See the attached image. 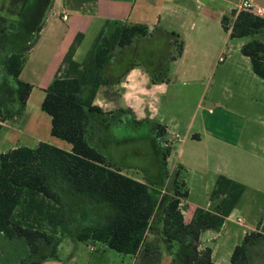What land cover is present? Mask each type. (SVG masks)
I'll return each instance as SVG.
<instances>
[{
    "label": "trees",
    "instance_id": "1",
    "mask_svg": "<svg viewBox=\"0 0 264 264\" xmlns=\"http://www.w3.org/2000/svg\"><path fill=\"white\" fill-rule=\"evenodd\" d=\"M220 22L224 31L230 30L229 38L251 37L240 52L249 58L252 72L264 79V41L254 38L264 36V17L247 10L231 11L223 14ZM149 34L142 23L106 21L81 63L73 60L82 39L81 33L76 34L44 89L40 105L50 117L51 136L67 142L70 151L40 142L33 148L21 145L0 153V257L5 256V241L22 238L30 251L19 264H39L54 254L70 219L77 223L91 215L79 229L67 234L116 253L135 255V264H157L161 249H168L173 242L182 259L175 258L170 264H215L211 249H197L196 241L201 232L220 229L245 186L218 175L209 195L213 209L196 208L185 222L182 200L187 197V189L180 178V167L172 180L173 196L158 208L157 193L146 183L124 175L105 155L100 142L114 117L93 103L98 89L113 80L105 69L115 51ZM181 51L182 42L175 56ZM22 64V53L14 50L3 65L15 83L14 93L21 107L31 90L30 84L17 79ZM8 116L0 105V122ZM156 127L160 138L164 128ZM169 152V147H162L163 161ZM147 233H155L163 244L147 240ZM258 243L257 237L245 234L232 249L230 263L251 264L250 249ZM42 251L45 253L38 259L32 256Z\"/></svg>",
    "mask_w": 264,
    "mask_h": 264
},
{
    "label": "rangeland",
    "instance_id": "2",
    "mask_svg": "<svg viewBox=\"0 0 264 264\" xmlns=\"http://www.w3.org/2000/svg\"><path fill=\"white\" fill-rule=\"evenodd\" d=\"M183 1L189 4V15L177 20L162 17L157 36L149 40L135 39L139 45V55L135 56L126 51L124 60H135L141 65L136 66L138 68L134 74L124 79L131 87H135L137 94L131 96L127 89H122L120 102L126 106L130 105L136 116L142 120L134 123L130 118L121 116L122 122L117 126H109L100 142L103 144L105 155L121 169L122 173L139 178L142 175H158L154 173L159 172L160 163L167 172L178 165H175L174 152L164 163L162 147L151 133V123L146 121L166 122L169 118L168 113L172 114L178 123L175 130L181 136L190 124L191 133L196 134L198 139H195L192 147L187 150L191 161L184 167L186 171H183L182 167L179 170L180 178L184 176L189 186L185 217L190 219L196 208L213 209L209 195L218 175L227 176L243 184L245 190L230 213L231 217L226 216L224 219L225 228L214 241L207 244L216 249V258L220 264H231L229 259L232 249L242 242L244 232L249 233L259 240L256 247L250 249V262L264 264V228L260 225L261 222L264 225V79L252 72L248 60L243 63L238 57L229 58L226 50L219 52L222 45L227 44L232 51L237 44H243L251 37L227 38L224 44L225 33L220 28L218 17L210 18L201 9L205 5L208 6L209 0H199L200 4H197L196 0ZM255 3L264 9V0H255ZM230 11L238 12L237 6ZM164 28L179 33V36H170L174 39L173 44H167L168 38ZM183 34L186 35L188 42L191 39L190 43L209 46L206 66L198 69L194 78L188 76L179 78L174 72L177 66L171 63L166 76L169 83L159 88L161 91L164 90V95L157 93L145 78L144 67L151 70L149 64L151 58L153 62L168 63L166 56L170 52L175 53L180 39H184ZM1 35L0 33V105L10 116L5 119L7 128H0V151H7L11 146L9 142L1 141L2 133L10 128L24 131L41 141L50 142L49 144L51 141L58 142L63 148L69 149L70 145L67 142L51 136L50 117L40 107L45 95L40 84L45 81L49 84L54 78V74L51 75L49 72V67L45 66V61L38 59L46 53L45 48L40 47L28 56V50L35 43L36 36L26 34L21 38L22 43L17 46L19 49L16 51L23 55L21 70L26 61L24 70L21 75L19 73L17 79L22 82L31 80L33 84L27 104L21 107L14 93L15 83L3 67L7 54L14 51V48ZM254 38L264 41L262 34L255 35ZM48 45L50 46V43ZM129 51H132V48ZM218 56L224 61L218 62ZM100 96L102 92L99 93L98 97ZM13 116L15 118H12ZM214 138L221 142L216 141L214 144ZM25 142L29 143V139L26 138ZM182 207L184 208V204ZM238 216L242 218V224L235 222ZM91 217L85 215L82 217L83 221L77 223L69 218L67 229L62 231L63 240L58 250V258L63 264H70V256L74 254L86 258L88 264H120V261L115 263L111 257L101 258L102 250L89 252L88 246L91 244L89 241H80L67 234L69 230L74 232L79 229V224L84 223V220L89 221ZM202 239L205 240V237ZM3 250L5 256L1 257L2 262L12 259L14 264H18L20 259L29 254L30 246H27L22 238L13 239L3 243ZM106 252L117 255L112 250ZM44 253L45 251H42L41 254L38 252L32 256L38 259ZM9 254L12 255L11 258H8ZM124 257V263H127L129 256ZM161 264H165V260Z\"/></svg>",
    "mask_w": 264,
    "mask_h": 264
},
{
    "label": "crops",
    "instance_id": "3",
    "mask_svg": "<svg viewBox=\"0 0 264 264\" xmlns=\"http://www.w3.org/2000/svg\"><path fill=\"white\" fill-rule=\"evenodd\" d=\"M242 1L244 0H239L238 2H234V0H211V1L209 0V2H207L208 6L205 5L201 9L202 11L206 12L207 16H210V18H215L217 16L219 19L220 28L222 29L220 22L222 15L230 13L231 12L230 10L234 9L235 6L238 7V5ZM249 1H251L253 5L258 6V4L255 3V0H249ZM196 3L200 4L199 0H196ZM188 5L189 4L187 3V1H183V0H52L50 7L45 15V18L37 31L36 38L34 39L35 43L28 50V56H30V53L33 52L34 50L40 47H44L46 53L43 56L38 57V59H40V61L44 60L46 63L45 66L49 67L50 74L51 75L54 74L55 76L56 69L61 64L64 54L66 53L70 44L73 42L77 33L82 34V39L75 49V52L73 54V60L77 63H81L89 50V45L95 39L99 31L103 28L106 21L145 24L148 27L150 34L144 39L149 40V39H153L154 36H157V32L159 29L158 26L161 23L160 21L162 17L177 20L181 17L189 15L190 9ZM63 15L66 16V19L62 18ZM262 16L264 17V9ZM164 30L168 38L167 44H170L172 43V41H174V39L171 38L170 36H174V35L179 36V33H177L176 31L174 32V30L166 29V28H164ZM229 32L230 30L224 31L225 33L224 44H226V40L227 38H229ZM183 36L184 39L183 40L180 39V42H182V51L180 55L175 56V53L172 54L170 52V54L166 56V59L169 62L167 63V61H165L164 64L155 61L153 62L151 58V60H149L150 62L149 64L151 65V70L148 69L149 71L142 65L146 72L145 78L149 80L150 84L152 85V87H154V90L157 93L160 92L161 94L164 95L163 92L164 90L161 91L159 88H162V86H167L169 83L168 82L169 79L166 76L171 63L177 66L175 67L174 72H175V76L179 78L186 76L194 78L196 77L197 70L202 69L206 66V62L209 56V46L206 45L198 46L193 42L190 43L191 39L188 42L186 35L183 34ZM48 43H50V46L48 45ZM137 44L138 43H136V41L134 40L133 44L130 47H128L129 49L132 48V51H129L128 48H124L114 52L109 62V65L107 66V69L105 71V74L111 77L113 80H111L112 82H110L107 85H102L98 89L96 96L94 98L93 103L95 105L99 106L104 112H112V116L115 117L111 119L112 124L110 126L112 125L117 126L119 123H121L122 122V119L120 118L121 116L130 118V120H132L134 123H138L142 120L136 116L134 109L130 105L126 106L124 105V103L120 102V99H122L121 98L122 89H127V91H129L128 92L129 95L131 96H135L137 94L135 87H131L129 83L126 80H124L135 73L136 68H138L136 66L141 65L135 60H130V61L124 60L127 50L128 52H130V54L133 53L135 56L139 55V45ZM241 46L242 44L239 43L235 46L236 48L231 51L229 47H227V44L222 45L219 52H224L226 50L228 52L229 58L235 56L238 57L240 61L245 63L247 62V60L249 61V58L241 54L240 52ZM232 53L234 55L231 56ZM25 63L20 72V75L24 70ZM23 81L31 85V90L25 103L27 104L28 99L30 98V95L33 90V84L31 80H23ZM47 83L48 82L45 81L40 84L42 91L48 85ZM100 92H102V96H100L99 98L98 96ZM168 117H169L167 118L168 121L166 122L163 120H150L146 122L151 123L152 126L151 133L154 136V139H156V141L159 143V145H161V147L165 146L170 148V152L167 158L171 155L172 152H174L176 159L175 165L176 166L178 165L180 169L182 167L183 168L182 170L186 171L184 167H187L191 161L190 160L191 158H188L187 150L189 147H192V142H194L195 139H198V136L196 134L191 133L190 124L186 127L184 134L181 136L178 132H176L177 130H175L176 127H178L177 118L169 113H168ZM12 118H15V116H13ZM0 125L2 128H7V124L5 123V120L3 122H0ZM156 125H160L161 127L164 128V134L160 138H157ZM174 134H178L179 139L173 140L172 138ZM26 138L29 139V143L25 142ZM1 141H7L10 143L11 146L9 150L21 145L33 148L38 143L45 142L39 140V138H37L36 136L32 137L31 134H26V132L24 133V131H19L15 129L12 130V128L2 133ZM216 141L217 143L221 142L217 138H214L213 139L214 144ZM51 144L66 151H70L71 148V146L69 149L63 148L58 142L55 141H51ZM3 152L6 151L4 150L0 151V153ZM166 159L164 160V163L167 161ZM175 168L177 167L174 166L172 171L167 172L166 169L163 166H161L160 163L159 172L156 171L154 173L158 175H152V174L150 176L142 175V177L139 178L134 175H129L125 173L123 174L137 181L146 183L153 193H157L158 195L157 207L159 208L165 203L168 197L173 196L174 194V190L172 189V180L174 173L176 171ZM169 176H171V178ZM182 180L185 183V188L187 189V195H188L189 186H187L184 176ZM186 199L187 198L182 200V206L184 204L183 218L185 222H188L191 218L187 219L185 217ZM209 203L210 202H208V204ZM203 209L210 210L207 208H203ZM224 223L225 221L223 222L220 229L217 231L208 229L201 232L196 241L197 249L201 250L205 247H209L211 249V259L215 264H220V261L216 258L217 251L214 247H211L207 243L209 241H214V239L218 237L219 232L225 228ZM260 225L261 227L264 228L262 222ZM245 233L246 232L243 233L242 239ZM203 237H205V240L202 239ZM62 238L63 236L60 237L58 245L55 248L54 254L52 256L40 260L39 264H63L61 260L58 258V250L63 240ZM146 238L149 241L150 240L156 241L158 244H163L160 237L157 236L155 233H147ZM161 247H163V245ZM90 248H93V250H90ZM176 249H177V245H175L174 242L169 245L168 249L163 250L162 248L159 262L157 264H161L163 260H165V264H170L175 258L182 259L181 256H178L179 253H177ZM99 250H102L101 251L102 253L100 254L101 258L104 257L106 259L107 257H111V259L114 260L115 263L120 261L121 262L120 264H135L138 258L135 255H125L116 252L115 253L117 255H113L106 252V250H110V249L93 243H91L88 246V251L91 253ZM228 253H230V251H228ZM11 256L12 255H8V258H11ZM124 256H129L128 259L129 261L127 263H124L125 260ZM9 261L11 263L2 262L0 257L1 264H14L12 262V259H10ZM69 262L70 264L89 263L88 260H86V258L77 257L74 254L70 256ZM180 264H182V261Z\"/></svg>",
    "mask_w": 264,
    "mask_h": 264
},
{
    "label": "flooded vegetation",
    "instance_id": "4",
    "mask_svg": "<svg viewBox=\"0 0 264 264\" xmlns=\"http://www.w3.org/2000/svg\"><path fill=\"white\" fill-rule=\"evenodd\" d=\"M52 0H0V33L14 50L25 34L36 36ZM26 43V42H25Z\"/></svg>",
    "mask_w": 264,
    "mask_h": 264
},
{
    "label": "built area",
    "instance_id": "5",
    "mask_svg": "<svg viewBox=\"0 0 264 264\" xmlns=\"http://www.w3.org/2000/svg\"><path fill=\"white\" fill-rule=\"evenodd\" d=\"M237 8H238V11H239V10H247V11H251V12H253V13H255L256 15H259V16H262V14H263V9L260 8V7H258V6L253 5V3H251V1H249V0H244V1H242V2L238 5ZM62 18H63V19H66V16L63 15ZM222 61H223L222 57H219V58H218V62H222ZM173 138H174L175 140H176V139H179V135H178V134H174V135H173ZM230 217H231V215L229 214V215L227 216V218H230ZM225 218H226V217H225ZM235 222H236L237 224H242L243 220H242V218H241L240 216H238V217H236ZM90 250H93V248H90Z\"/></svg>",
    "mask_w": 264,
    "mask_h": 264
}]
</instances>
